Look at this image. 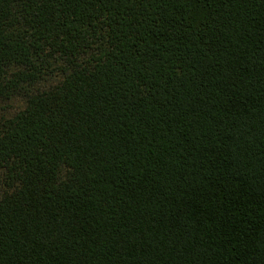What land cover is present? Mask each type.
<instances>
[{
	"label": "trees",
	"instance_id": "trees-1",
	"mask_svg": "<svg viewBox=\"0 0 264 264\" xmlns=\"http://www.w3.org/2000/svg\"><path fill=\"white\" fill-rule=\"evenodd\" d=\"M0 264H264V0H0Z\"/></svg>",
	"mask_w": 264,
	"mask_h": 264
}]
</instances>
